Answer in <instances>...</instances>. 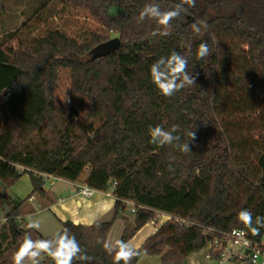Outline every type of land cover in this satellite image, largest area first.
I'll use <instances>...</instances> for the list:
<instances>
[{
  "label": "trees",
  "instance_id": "16d2710c",
  "mask_svg": "<svg viewBox=\"0 0 264 264\" xmlns=\"http://www.w3.org/2000/svg\"><path fill=\"white\" fill-rule=\"evenodd\" d=\"M62 1L101 29L83 40L57 28L16 48L0 44V181L12 187L28 174L43 194L44 173L69 181L83 176L87 185L111 193V220L62 223L90 264H114L102 242L118 217L124 221L121 239L129 242L160 213L172 216L137 247L140 255L131 264L142 255L183 264L233 228L264 237V228L252 235L238 220L242 209L264 216V0H196L195 8L185 5L187 13L172 21L168 36L159 35L165 29L156 21H139V12L147 3L168 10L180 0ZM196 21L207 25L200 34L191 29ZM112 33L121 47L107 53ZM202 42L212 51L198 59ZM172 51L188 56V70L198 76L196 84L166 98L152 83L150 66ZM63 78L67 98L60 99ZM258 84L263 95L256 107L250 95ZM156 125H179L182 142L194 128L192 152L151 144L149 128ZM242 126L260 132L259 139L249 143L231 134ZM126 200L136 203L135 211ZM0 206L8 216L0 226V264H12L26 232L33 239L50 236L22 227L18 207L5 195ZM218 257L213 247L211 259ZM40 261L54 264L46 255Z\"/></svg>",
  "mask_w": 264,
  "mask_h": 264
},
{
  "label": "clouds",
  "instance_id": "9594fccd",
  "mask_svg": "<svg viewBox=\"0 0 264 264\" xmlns=\"http://www.w3.org/2000/svg\"><path fill=\"white\" fill-rule=\"evenodd\" d=\"M190 8L196 7V0H180L168 10H162L161 6L156 3H147L139 12V21L150 19L156 21L165 30L159 32L161 36H168L167 31L173 20L181 19ZM206 23L196 21L191 24V29L200 34L206 29ZM156 33H154L155 35ZM211 48L207 42L199 44L196 51L198 59H204L211 54ZM189 57L182 55L177 51H172L168 56H161L150 66L151 81L158 89L159 93L171 98L176 93L186 87L196 84L198 74H194L193 70H188ZM193 69V68H192ZM179 125H172L170 129H165L162 125H156L149 128L150 143L158 147L171 146L182 153L192 152L190 145L197 140V134L194 128L189 130L186 135L187 140L182 142ZM27 228L39 230L41 221L27 218ZM238 220L249 229L252 235H258L260 229L264 228V216H253L248 209H242L238 213ZM78 223V222H74ZM243 236V232L234 233ZM104 250L113 256L114 264H131L132 260L140 255L139 249L128 241L118 239L115 241L102 242ZM46 255L51 258L54 264H74V261L88 262L90 264L91 257L87 255L76 239L75 235L65 229L51 234L49 238L33 239L29 232L23 236V241L18 249L13 253L12 264H41L40 257Z\"/></svg>",
  "mask_w": 264,
  "mask_h": 264
},
{
  "label": "crops",
  "instance_id": "0c3cea01",
  "mask_svg": "<svg viewBox=\"0 0 264 264\" xmlns=\"http://www.w3.org/2000/svg\"><path fill=\"white\" fill-rule=\"evenodd\" d=\"M1 182V181H0ZM49 182V187L47 183ZM46 182L44 193L34 190L31 178L28 174L23 175L18 182L7 189L1 187L0 193L5 195L11 205L17 206L20 211L21 223L28 217L39 219L41 228L38 230L44 236H51L52 233L60 231L65 221L78 222L75 224L90 225L95 221H108L114 215L116 198L108 192L98 191L92 197L79 195L76 184L78 181H69L59 178L51 183ZM3 184V183H1ZM171 215L160 213L157 221L146 223L129 240L134 246L139 247L157 228L168 220ZM124 230V221L118 217L108 235L107 241L121 239ZM209 246L200 252L191 254L183 264H209ZM136 264H164L160 256L142 255ZM228 264H250L245 262H230Z\"/></svg>",
  "mask_w": 264,
  "mask_h": 264
},
{
  "label": "rangeland",
  "instance_id": "374dc122",
  "mask_svg": "<svg viewBox=\"0 0 264 264\" xmlns=\"http://www.w3.org/2000/svg\"><path fill=\"white\" fill-rule=\"evenodd\" d=\"M4 4L5 11L0 14V44L5 47L16 48L18 45L31 41L35 37L43 36L50 30L57 28L80 40L88 37L92 31L98 32L101 29L98 21L62 0H5ZM116 36L115 33H112V38ZM68 83V79L63 78L62 88L59 92L60 99L67 98ZM251 93L253 94L250 96L255 99L254 105L258 107L260 104L257 100L258 93L260 97L263 95L261 84H258V88ZM232 107V104L229 105L226 114L233 110ZM232 129L231 134L233 136L241 139L248 138L249 143L251 139H259L260 132L249 131L243 126ZM83 179L82 176L79 181L84 183ZM1 183L3 182H0V188L7 189V186ZM47 186L49 187V182ZM3 196L0 193V199ZM126 206L131 210V203H126ZM2 212L4 210L0 206V213ZM44 219L39 217L38 220L43 221ZM27 222L28 220L25 219L21 226L26 228Z\"/></svg>",
  "mask_w": 264,
  "mask_h": 264
},
{
  "label": "built area",
  "instance_id": "2783aa9c",
  "mask_svg": "<svg viewBox=\"0 0 264 264\" xmlns=\"http://www.w3.org/2000/svg\"><path fill=\"white\" fill-rule=\"evenodd\" d=\"M43 176L46 182L51 181V183H54L55 180L60 178L47 173H44ZM76 187V192L86 198L94 196L99 191L86 183H78L76 184ZM125 202L132 204L130 211H135L137 207L136 203L129 200H126ZM170 218H172V216ZM7 220L8 216L5 212L0 213V226L6 223ZM239 232H243L244 235L238 236L234 234ZM224 235L226 237L225 240H215L214 242L208 243V258L210 259L209 264H228L230 262L264 264V237L258 240L253 239L243 228H233L230 232L224 233ZM213 247H215L216 251L219 253L218 259H211Z\"/></svg>",
  "mask_w": 264,
  "mask_h": 264
},
{
  "label": "water",
  "instance_id": "95a60500",
  "mask_svg": "<svg viewBox=\"0 0 264 264\" xmlns=\"http://www.w3.org/2000/svg\"><path fill=\"white\" fill-rule=\"evenodd\" d=\"M121 47V39L119 36L113 37L109 39L105 44H104V49H106L107 53H111L113 51L118 50ZM101 48V47H99ZM2 206L8 211L11 212V208L9 207L8 203L6 201L2 202Z\"/></svg>",
  "mask_w": 264,
  "mask_h": 264
}]
</instances>
